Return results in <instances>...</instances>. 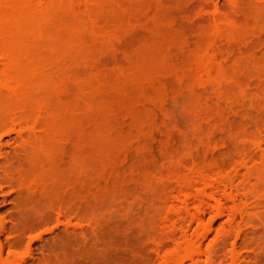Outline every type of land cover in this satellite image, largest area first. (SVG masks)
I'll list each match as a JSON object with an SVG mask.
<instances>
[{"label": "rangeland", "instance_id": "374dc122", "mask_svg": "<svg viewBox=\"0 0 264 264\" xmlns=\"http://www.w3.org/2000/svg\"><path fill=\"white\" fill-rule=\"evenodd\" d=\"M195 1L93 0L98 7L87 12L57 0L50 30L24 49L30 57L20 69L26 114L48 125L23 178L44 201L35 212L48 221L62 206L70 230L85 217L88 236L85 247L75 234L53 239L63 226L50 220L21 248L6 250V263L141 264L144 249L159 264L155 249L168 227L166 208L177 203L178 179L200 171L244 173L248 156L264 174V17L240 15L237 32L254 30L263 39L212 62L200 38L204 29L182 17ZM8 112L0 99L1 121ZM12 137H4L3 150ZM12 194L0 191V223L8 224ZM260 196L261 205L247 202L242 229L262 232L237 240L251 264H264V185ZM224 222L219 218L215 230Z\"/></svg>", "mask_w": 264, "mask_h": 264}, {"label": "bare ground", "instance_id": "6f19581e", "mask_svg": "<svg viewBox=\"0 0 264 264\" xmlns=\"http://www.w3.org/2000/svg\"><path fill=\"white\" fill-rule=\"evenodd\" d=\"M65 1L72 11L84 8L89 12L98 7L93 0H60L59 3ZM57 3V0H0V99L9 105L8 118L4 122L0 120V191L7 187L13 192L12 204L6 215L8 224L0 223V264H9L2 258L6 250L14 252L21 248L26 239H31L32 233L44 228L50 220L63 226L57 228L53 239L69 240V235L75 234L81 238L79 243L86 246L85 217L82 216L76 228L70 230V220L63 207L59 206L55 217L51 214L48 221L44 220L43 212H35L44 201L36 186L27 185L23 178L34 160L31 152L43 144L48 125L40 116L33 118L26 114L20 69L30 57L24 49L37 46L32 41L44 37L50 30L53 8ZM251 11L256 18L264 17V0H197L182 11V17L191 20L194 28L204 29L200 38L206 37L209 43L207 54H210L212 62H216L219 58L226 59L223 51L227 57L235 51L244 53L249 49L246 47L248 43L263 39L254 30L237 32L240 15L253 16L245 13ZM11 135L13 145L9 150H3L4 137ZM259 149L260 160L264 162V147L259 145ZM250 162H255L254 156H248L242 162L244 173L235 170L223 175L221 172L200 171L177 180L172 196L177 203L166 208L164 219L168 221V227L155 249L159 264H251L252 254H239L237 240L247 233L256 236L262 232L256 229L245 232L242 226L246 221L247 202L254 198L257 205L262 203L260 192L264 174L256 172ZM251 178H254V183ZM80 209H85L84 202ZM252 210L249 211L252 213ZM205 214L210 215L207 221L204 220ZM219 218H225V222L215 230L214 223ZM193 227L192 233L188 234V229ZM214 231L213 239L206 244ZM232 238L235 242L227 252ZM129 243L126 240L124 244L127 246ZM115 244L122 249L120 240ZM170 245L174 246L173 251L164 253ZM255 248L252 247L253 250ZM120 249L118 255L123 254L125 258L126 250ZM138 254L141 264H151L152 254L144 249ZM116 256L114 254L112 258Z\"/></svg>", "mask_w": 264, "mask_h": 264}]
</instances>
